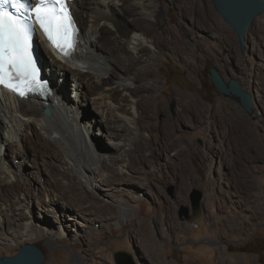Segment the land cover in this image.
Instances as JSON below:
<instances>
[{
    "label": "bare ground",
    "instance_id": "6f19581e",
    "mask_svg": "<svg viewBox=\"0 0 264 264\" xmlns=\"http://www.w3.org/2000/svg\"><path fill=\"white\" fill-rule=\"evenodd\" d=\"M160 1L73 0L74 17L81 28L80 46L75 55L67 60L60 58L43 40H38L45 76L54 89L52 96L47 100L38 97L21 99L3 93L0 98V172L5 174L8 184L23 179L26 184L24 192L29 197L34 195L32 185L38 184L37 199L40 200L43 215L59 216L56 220L58 227H54L55 238L69 235V219L81 226L80 218L88 215L89 219H93L92 224L99 221L105 226L107 222L117 221L127 201L137 199L140 193L144 194V190L145 194L154 197L156 189L153 181L149 179L144 183L143 180L149 174L148 168L159 166L161 159L172 167L171 171L181 181L180 201L185 198L189 181L195 179L186 160L183 137L178 135L182 131L179 125L173 123L167 103L160 101L157 95L160 82L155 72L156 61L167 56L163 49H168L171 43L165 35L158 39L153 35L156 24L162 22ZM185 26L181 24L186 34ZM184 36L180 34L178 40L186 54L189 42ZM250 37L249 43L255 46L257 33L251 31L249 40ZM72 83L83 89L75 88ZM72 91L76 93L78 102L71 97ZM178 95L181 99L186 98L182 93ZM90 105L94 106L92 109L95 112ZM184 106L181 122L189 120L190 114L196 117V122H204L205 112L208 111L200 100L193 96ZM47 108L52 111L51 117L44 113ZM234 115L233 104L220 101L211 117L217 118L215 123L220 122L216 124L218 129L225 130L227 124L234 121ZM159 116L164 118L166 139L157 141L156 145V132L160 128L156 121ZM237 121V130L233 134H237L235 140H240L245 150L248 140L246 124L242 117ZM92 127L103 131L97 133L95 130V136H102L108 141L104 142L102 138L101 142L97 138L95 140L90 133ZM226 138L223 137L217 146L216 165L213 167L215 175L222 182L229 179L230 185L248 187L249 196L253 198L256 188L251 183L247 185L240 176V165L243 166L244 161L234 158V148L230 147L228 151ZM228 140L232 141L231 136ZM84 149L101 162L100 167H92L93 164L86 161ZM30 155L35 156V160L40 158L31 163L35 171L32 182L27 179L26 170L25 179L19 173L28 166ZM260 158L264 174V158ZM18 159L21 162L15 167L14 162ZM226 169L234 171L235 175L226 174ZM81 170L83 176L81 183L77 184L74 173ZM0 187L4 193L0 192V222H9L10 226L13 223V233H21L31 241L46 234L49 228L47 220L44 224L38 222L42 226L32 223V217L28 216L17 192L8 191L5 195ZM57 187L64 192L57 191ZM98 190L105 197L101 198ZM125 191L128 192L126 197L117 200L116 204L104 200L106 196ZM12 199L15 206L11 203ZM7 202L8 205L5 204ZM65 208L68 209L64 211ZM3 214L8 216L7 220ZM162 221L169 222L175 232H182V225L170 210L164 212L159 224ZM77 232L82 233V230L77 229ZM134 232L144 238L146 249L154 246L153 239H150L151 223L140 222ZM89 247L92 249L88 251L89 256L96 254L99 258L106 257L112 261L105 255L104 249L94 252L99 247L98 241L94 240ZM155 253L147 254L155 260L159 258L157 251ZM227 262L224 260L219 264Z\"/></svg>",
    "mask_w": 264,
    "mask_h": 264
},
{
    "label": "rangeland",
    "instance_id": "374dc122",
    "mask_svg": "<svg viewBox=\"0 0 264 264\" xmlns=\"http://www.w3.org/2000/svg\"><path fill=\"white\" fill-rule=\"evenodd\" d=\"M159 6L162 9L160 19L162 22L156 24L153 35L156 39L165 35L171 43L168 49H163L167 56L156 61L155 72L160 82L157 95L160 101L167 103L169 114L174 119L173 123L179 125L182 131L178 135L183 137L186 160L195 177L193 181H189L184 200L180 201L178 198L180 179L171 171L172 167L161 159L158 161L159 166L148 168L149 174L143 180L144 183L149 179L153 181L156 189L154 197L145 194L144 190V194L140 193L137 199L127 201L117 221L107 222L105 226L99 221L92 224L93 219H89L88 215L80 218V225L86 228L68 218L69 235L55 238L54 227H58L56 220L59 216L43 215L40 200L37 199L38 184H31L34 195L29 197L24 192L26 184L23 179L8 184L4 179L5 174L0 172L2 184L0 186L5 195L8 191L17 192L18 198L24 202L23 207H26L28 216L32 217V223L41 225L46 219L48 222L46 226L49 227L46 234L31 241L21 233H13L15 228L13 223L10 226L9 222H0V258L16 255L26 244H37L46 253L45 264H94L93 261L97 264H118L116 254L119 252L130 255L132 264H219L224 260H228L227 264H264V174L261 171L263 163L260 162V157L264 158V14L254 22L251 29L257 33V44L254 46L249 43L251 37L250 40L248 37L245 53L242 54L236 34L218 15L213 0H161ZM182 23L186 25L184 29L187 27L186 34L181 27ZM179 33L185 35L189 42L186 54L181 49ZM211 68L218 69L226 81L233 79L240 82L243 89L252 94L255 114H247L239 103L219 93L210 77ZM72 85L74 86V83ZM181 93L185 95V99L179 97L178 94ZM70 95L78 102L76 93L72 91ZM193 96L200 100L208 111L205 112L204 122H196V117L191 114L189 120L181 122V117L185 113L184 104ZM220 101L233 104L236 119L228 123L225 130L218 129L216 124L220 122L215 123L217 118L211 117ZM90 107L94 108L93 105ZM92 111L95 112L94 109ZM240 117L244 119L248 133L245 150L242 146L244 144L239 143L240 140H235L237 134H233L237 130V120H240ZM163 120V116H159V120L156 121L160 127L156 132V145L157 141L162 142L166 139ZM95 130L97 133L103 131L95 127L90 129L92 137L101 142L102 136H95ZM220 135L228 139L231 136L230 142L226 138V146L228 151L230 147L234 148L232 152L234 158L244 161L243 166L240 165V176L243 181L246 180L247 185L251 183L256 188L253 198L249 196L251 192L248 191V187L243 184L230 185L229 179L222 182L215 175L213 167L216 165L215 157L222 139ZM102 140L108 141L105 138ZM84 150L86 161L93 164L92 167H100L101 162ZM172 153L173 151L170 155ZM171 158L176 159L175 156ZM35 159H37L35 156L30 155L28 166L19 172L24 179L27 172L26 177L30 182L34 180L32 177L35 173L31 163L40 160ZM20 162L21 160H16L15 167L19 166ZM252 170L255 172L252 173ZM229 172L231 176L235 175L234 171L232 173L228 169L225 170L226 174ZM82 176V170L74 173L77 184L81 183ZM92 186H89L90 189H93ZM57 189L64 192L60 187ZM194 189L202 191L204 195L198 216L191 200ZM0 192L4 195L1 187ZM126 192L111 194L104 200L116 204L117 200L126 197ZM99 195L101 198L105 197ZM14 201L12 199L13 206ZM5 204L8 205V202ZM182 207L189 209V218L181 216ZM169 210L182 225V232H175L169 222L162 221L159 224L164 212ZM7 218L8 216L4 215V219ZM140 222L151 223L150 239H153L154 246L148 249L143 243L144 238L134 232ZM90 228L92 230H89ZM77 229H81L82 233H78ZM94 240L98 241L99 245L94 252L104 249L105 255L111 257L112 261L106 257L99 258L96 254L89 256L88 251H92L89 245ZM156 251L159 258L152 260L148 257V252L156 255Z\"/></svg>",
    "mask_w": 264,
    "mask_h": 264
},
{
    "label": "snow or ice",
    "instance_id": "6c2138e0",
    "mask_svg": "<svg viewBox=\"0 0 264 264\" xmlns=\"http://www.w3.org/2000/svg\"><path fill=\"white\" fill-rule=\"evenodd\" d=\"M33 16L48 41L64 56L70 55L75 45L69 0H0V85L21 97L49 90L33 53Z\"/></svg>",
    "mask_w": 264,
    "mask_h": 264
},
{
    "label": "water",
    "instance_id": "95a60500",
    "mask_svg": "<svg viewBox=\"0 0 264 264\" xmlns=\"http://www.w3.org/2000/svg\"><path fill=\"white\" fill-rule=\"evenodd\" d=\"M213 5L218 15L236 34L241 52L244 54L253 24L264 14V0H213ZM210 77L219 93L239 103L247 114L256 113L252 94L245 91L240 82L233 79L226 81L216 68H211ZM174 106L175 103H173ZM44 113L48 117L52 116V111L49 108L45 109ZM202 199L203 192L194 189L191 200L196 216L200 213ZM181 216L189 218V209L182 207ZM131 260L132 257L126 253L116 254L118 264H132ZM45 261L46 253L37 244H26L18 250L16 255L0 258V264H45Z\"/></svg>",
    "mask_w": 264,
    "mask_h": 264
},
{
    "label": "flooded vegetation",
    "instance_id": "af4514ba",
    "mask_svg": "<svg viewBox=\"0 0 264 264\" xmlns=\"http://www.w3.org/2000/svg\"><path fill=\"white\" fill-rule=\"evenodd\" d=\"M203 197H204V195H203ZM244 247H245V248L247 247V243H246V244H244Z\"/></svg>",
    "mask_w": 264,
    "mask_h": 264
}]
</instances>
